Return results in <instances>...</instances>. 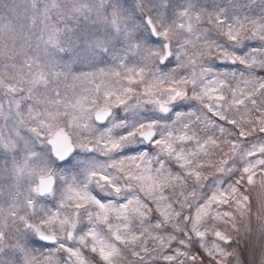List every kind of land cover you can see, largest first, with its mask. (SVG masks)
<instances>
[{
  "label": "snow or ice",
  "instance_id": "6c2138e0",
  "mask_svg": "<svg viewBox=\"0 0 264 264\" xmlns=\"http://www.w3.org/2000/svg\"><path fill=\"white\" fill-rule=\"evenodd\" d=\"M0 264H264V0H0Z\"/></svg>",
  "mask_w": 264,
  "mask_h": 264
}]
</instances>
